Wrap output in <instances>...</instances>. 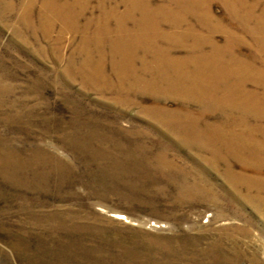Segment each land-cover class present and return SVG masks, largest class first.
Listing matches in <instances>:
<instances>
[{
	"label": "rangeland",
	"instance_id": "rangeland-1",
	"mask_svg": "<svg viewBox=\"0 0 264 264\" xmlns=\"http://www.w3.org/2000/svg\"><path fill=\"white\" fill-rule=\"evenodd\" d=\"M27 1L0 0V264H264V192L235 187L226 163L189 149L154 112L200 105L142 89L125 105L85 85L69 73L74 55L76 67L83 60L81 36L60 22L44 35L43 0L30 18ZM212 11L231 25L223 2ZM246 41L238 53L250 58ZM99 48L111 73L110 45ZM125 148H145L149 161ZM165 150L170 171L156 167Z\"/></svg>",
	"mask_w": 264,
	"mask_h": 264
},
{
	"label": "bare ground",
	"instance_id": "bare-ground-1",
	"mask_svg": "<svg viewBox=\"0 0 264 264\" xmlns=\"http://www.w3.org/2000/svg\"><path fill=\"white\" fill-rule=\"evenodd\" d=\"M94 1L98 0L42 1L39 20L44 35L60 22L62 34L81 36L77 52L83 60L76 67L74 55L69 73L101 92L120 93L125 105H131V94L141 89L198 103L201 109L196 114L187 103L178 110L160 106L154 112L189 149L207 147L218 163H226L224 174L235 187L245 184L264 192V91L257 89H264V0H219L229 11L231 25L214 15L215 0ZM36 2L27 1L29 18ZM97 8L100 13L95 15ZM218 33L226 36L225 43L216 38ZM246 34L253 38L250 58L238 53L247 43ZM105 40L110 45L111 73L99 48ZM92 48L100 50L98 60ZM181 52L184 55H178ZM220 115L222 121H211ZM145 152L127 148L125 153L147 161ZM167 153L156 154L161 171L171 170ZM231 157L242 164V172L234 170ZM235 249L240 257L242 249Z\"/></svg>",
	"mask_w": 264,
	"mask_h": 264
}]
</instances>
